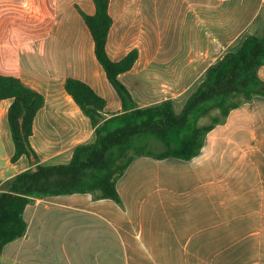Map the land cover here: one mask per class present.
Instances as JSON below:
<instances>
[{"label": "crops", "instance_id": "obj_1", "mask_svg": "<svg viewBox=\"0 0 264 264\" xmlns=\"http://www.w3.org/2000/svg\"><path fill=\"white\" fill-rule=\"evenodd\" d=\"M157 1L110 0L107 53L120 61L138 49L134 67L119 79L140 107L171 99L179 113L206 69L248 36H261L264 25H253L227 44L216 33L209 44L206 38L185 42L170 34L166 39L159 35ZM80 10L94 15L96 7L92 0H0V74L21 79L46 98L31 138L41 164L67 163L77 145L94 138L90 119L64 88L67 78L85 82L105 99L108 116L122 112ZM216 53L218 60L192 84V54L203 59ZM259 76L264 81V66ZM11 103L0 101L2 183L36 165L25 156L11 162ZM36 140L39 147L45 140L74 144L52 153L59 162H48ZM117 190L121 205L91 194L36 199L24 212L26 234L5 246L1 264H35L38 253L52 245L78 259L95 251L119 252L124 264H264V97L232 110L192 160L134 159ZM181 251L197 252L198 260L176 262L174 253Z\"/></svg>", "mask_w": 264, "mask_h": 264}, {"label": "trees", "instance_id": "obj_2", "mask_svg": "<svg viewBox=\"0 0 264 264\" xmlns=\"http://www.w3.org/2000/svg\"><path fill=\"white\" fill-rule=\"evenodd\" d=\"M92 1L95 14L81 10L80 14L93 37L96 58L121 99L122 112L108 116L105 99L85 82L67 78L64 88L90 119L94 138L77 145L67 163L41 164L31 138L46 98L21 79L0 74V101H12L7 114L15 148L11 162L25 156L36 164L0 181V259L6 245L26 234L24 212L36 199L91 194L96 200L111 199L121 205L117 182L134 159L192 160L201 153L207 134L224 124L232 110L256 96L264 97V81L259 76L264 66L263 31L261 36H248L238 50L211 64L181 112H176L171 99L140 107L119 79L134 67L139 51L132 50L120 61L110 59V0ZM204 119L208 120L205 124Z\"/></svg>", "mask_w": 264, "mask_h": 264}, {"label": "rangeland", "instance_id": "obj_3", "mask_svg": "<svg viewBox=\"0 0 264 264\" xmlns=\"http://www.w3.org/2000/svg\"><path fill=\"white\" fill-rule=\"evenodd\" d=\"M159 10V35L169 39L182 38L185 42H191L195 38L214 40L215 33L223 40L224 44L235 37L241 38L251 31L253 25H264V0H158ZM204 26V32L195 23ZM244 33V34H242ZM26 36V35H23ZM21 38V37H20ZM223 51V50H222ZM221 51V52H222ZM191 67L195 73L192 76V84L199 80L201 72L209 64L218 60L220 53L209 55L207 58H196L192 54ZM196 56V57H195ZM171 77H158L160 80H169ZM6 119V117H4ZM42 142V141H41ZM55 143L57 146H53ZM74 142L45 140L39 147L35 146L42 155L48 158V162H59L60 158L52 156V153L70 147ZM62 154V156H64ZM61 157V156H60ZM68 255V256H67ZM119 252H92L89 257L78 259L75 252L68 254L63 252L61 245L44 247L35 259V264H124ZM173 259L176 262L186 260L197 261L198 253L175 252Z\"/></svg>", "mask_w": 264, "mask_h": 264}]
</instances>
